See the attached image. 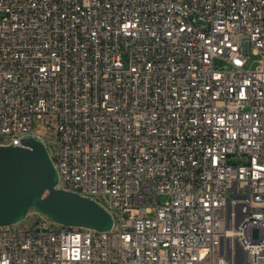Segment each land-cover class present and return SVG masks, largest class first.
I'll use <instances>...</instances> for the list:
<instances>
[{
    "label": "built area",
    "instance_id": "built-area-1",
    "mask_svg": "<svg viewBox=\"0 0 264 264\" xmlns=\"http://www.w3.org/2000/svg\"><path fill=\"white\" fill-rule=\"evenodd\" d=\"M53 119L54 188L111 227L35 212L0 264H264V0H0V146Z\"/></svg>",
    "mask_w": 264,
    "mask_h": 264
},
{
    "label": "water",
    "instance_id": "water-1",
    "mask_svg": "<svg viewBox=\"0 0 264 264\" xmlns=\"http://www.w3.org/2000/svg\"><path fill=\"white\" fill-rule=\"evenodd\" d=\"M22 147L0 146V226L24 219L29 210L62 226L106 231L110 215L95 202L56 190V172L45 147L26 137Z\"/></svg>",
    "mask_w": 264,
    "mask_h": 264
},
{
    "label": "rangeland",
    "instance_id": "rangeland-1",
    "mask_svg": "<svg viewBox=\"0 0 264 264\" xmlns=\"http://www.w3.org/2000/svg\"><path fill=\"white\" fill-rule=\"evenodd\" d=\"M257 60L258 58L254 56L253 54H251L248 58V63L255 64ZM34 130L37 134L41 135L47 141L46 149L50 156L51 161L53 162L56 158V149H55V146L53 145L57 138L56 120L53 119L50 126H42V125H38L37 123H35ZM3 140H5V138L0 136V141H3ZM97 200L103 206L109 207V198L107 196H99L97 197ZM166 200H167V197L165 196H162L159 198L160 203H164ZM35 212L36 211L34 209L29 210V212L27 213L24 219L12 225H8V226L11 228H15V229L30 228L33 225V223L36 221L37 212L36 213ZM257 235H258V232L257 230H255L254 237H257Z\"/></svg>",
    "mask_w": 264,
    "mask_h": 264
},
{
    "label": "bare ground",
    "instance_id": "bare-ground-1",
    "mask_svg": "<svg viewBox=\"0 0 264 264\" xmlns=\"http://www.w3.org/2000/svg\"><path fill=\"white\" fill-rule=\"evenodd\" d=\"M226 33H233V26H226ZM96 113H98V117H108V109L103 108V105H96ZM249 215L250 221L260 220V213H258L257 200H250L249 211H241V223H248Z\"/></svg>",
    "mask_w": 264,
    "mask_h": 264
}]
</instances>
